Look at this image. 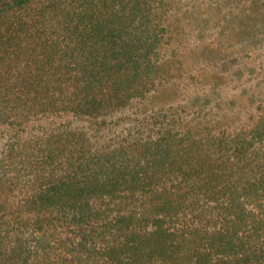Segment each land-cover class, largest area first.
Wrapping results in <instances>:
<instances>
[{"label": "trees", "instance_id": "trees-1", "mask_svg": "<svg viewBox=\"0 0 264 264\" xmlns=\"http://www.w3.org/2000/svg\"><path fill=\"white\" fill-rule=\"evenodd\" d=\"M168 4L0 2V264H264V114L105 121L159 85Z\"/></svg>", "mask_w": 264, "mask_h": 264}, {"label": "rangeland", "instance_id": "rangeland-1", "mask_svg": "<svg viewBox=\"0 0 264 264\" xmlns=\"http://www.w3.org/2000/svg\"><path fill=\"white\" fill-rule=\"evenodd\" d=\"M166 16L171 41L160 54L159 85L106 117L117 124L113 130L178 105L190 124L212 130L239 128L263 115L264 0H169Z\"/></svg>", "mask_w": 264, "mask_h": 264}]
</instances>
